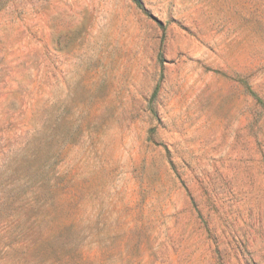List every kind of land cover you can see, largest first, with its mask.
<instances>
[{
  "label": "rangeland",
  "instance_id": "374dc122",
  "mask_svg": "<svg viewBox=\"0 0 264 264\" xmlns=\"http://www.w3.org/2000/svg\"><path fill=\"white\" fill-rule=\"evenodd\" d=\"M0 264H264V0H0Z\"/></svg>",
  "mask_w": 264,
  "mask_h": 264
},
{
  "label": "trees",
  "instance_id": "16d2710c",
  "mask_svg": "<svg viewBox=\"0 0 264 264\" xmlns=\"http://www.w3.org/2000/svg\"><path fill=\"white\" fill-rule=\"evenodd\" d=\"M136 3H137V5H138V7H140V2H139V1H137ZM156 90H157V87H156V89L154 90V93H153V95H155V93H156Z\"/></svg>",
  "mask_w": 264,
  "mask_h": 264
}]
</instances>
